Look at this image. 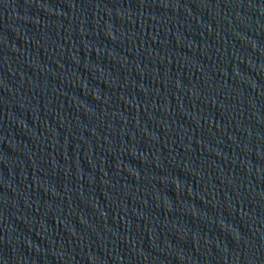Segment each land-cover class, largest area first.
<instances>
[{
	"label": "water",
	"instance_id": "1",
	"mask_svg": "<svg viewBox=\"0 0 264 264\" xmlns=\"http://www.w3.org/2000/svg\"><path fill=\"white\" fill-rule=\"evenodd\" d=\"M0 264H264V0H0Z\"/></svg>",
	"mask_w": 264,
	"mask_h": 264
}]
</instances>
